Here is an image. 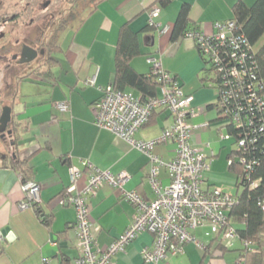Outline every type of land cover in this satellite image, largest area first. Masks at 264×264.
Returning a JSON list of instances; mask_svg holds the SVG:
<instances>
[{
  "label": "crops",
  "instance_id": "crops-1",
  "mask_svg": "<svg viewBox=\"0 0 264 264\" xmlns=\"http://www.w3.org/2000/svg\"><path fill=\"white\" fill-rule=\"evenodd\" d=\"M237 1L171 0L161 6L159 0H94L93 7L76 22L74 30L59 35L60 49L53 53L55 62L50 67H28L27 73L22 74L25 76L16 81L7 104L11 108V120L0 132V264H73L80 254L75 237L76 214L73 206L60 201L71 185V166L81 171L74 183L77 190L87 181L89 169L84 163L89 162L112 173L127 172L129 176L123 185L126 190H135L147 200L155 198L149 181L153 164L150 157L94 123V103L101 94L99 87L112 82L115 52L124 25L136 36L140 50L130 60L133 69L147 74L151 70L147 57L158 58L162 69L174 75L184 92L193 96L192 104L199 110L195 117L188 118L189 123L198 125L192 132L191 144L207 155L213 153L202 188L210 190L219 186L237 194V177L228 165L225 169L228 140L232 144L231 137L223 136L228 133V121L215 105L217 91L207 76V67L192 39L170 38L182 4L189 6L188 28L210 32L215 22L234 17L233 6ZM242 1L248 6L255 2ZM154 5L160 7L154 18L158 25L149 29V10ZM164 26L168 29L161 32ZM94 75L96 85L83 83ZM127 91L139 97L136 91ZM157 91L159 94V88ZM204 122L207 125L201 126ZM172 123L168 110L156 109L136 137L156 139ZM175 149L174 141H166L156 144L152 153L167 162L173 158ZM19 161L25 170L18 167ZM23 172L40 186L38 211L34 207H19L23 199ZM158 179L162 186L169 183L163 166ZM89 206L91 231L102 248L124 231L135 212L134 206L122 197L121 190L106 182L90 196ZM243 225L234 222L235 227ZM6 227L14 235L11 241L2 234ZM207 229L197 228L193 233L202 244L210 245L208 253L186 243L181 253L168 255L167 264H231L229 254L220 252L221 248L214 249L216 243L212 242V235H205ZM51 234L57 236L62 247L55 256L44 258L41 249ZM152 239L149 231L140 232L124 251L111 257L110 264H149L141 250L150 246ZM229 242L231 248L241 246L236 237L225 240Z\"/></svg>",
  "mask_w": 264,
  "mask_h": 264
},
{
  "label": "built area",
  "instance_id": "built-area-1",
  "mask_svg": "<svg viewBox=\"0 0 264 264\" xmlns=\"http://www.w3.org/2000/svg\"><path fill=\"white\" fill-rule=\"evenodd\" d=\"M159 10L160 7L155 5L149 10L150 24H156L154 18ZM167 29L164 26L161 32ZM185 37L193 40L209 67L216 85V107L237 131L234 137L236 155L240 154V164L248 173L256 163L247 156L249 146L254 145L260 134L264 136V77L256 73L255 47L233 19L215 22L210 32L188 30ZM147 61L151 65L150 74L155 75L159 83V94L141 101L130 91L115 89L111 84L101 86L100 97L94 103V123L150 157L153 164L149 181L155 198L147 200L135 190H126L123 185L129 176L127 172L112 173L89 162L84 163L89 169L87 181L77 190L74 183L81 171L71 166V185L61 195L60 201L73 206L76 214L75 237L80 254L73 264H110L111 257L124 251L126 245L142 231L153 235L151 245L141 250L144 261L149 264H167L168 255L181 253L186 243L205 249L193 233L197 228L207 227L205 235L220 234L226 240L235 236L228 211L237 201L236 194L219 186L210 190L202 188L204 172L210 167L213 153L207 155L191 144L192 132L198 125L189 123L188 118L195 117L199 110L192 104L193 96L184 92L174 75L162 69L158 58L148 56ZM83 83L96 85V76L85 78ZM160 108L169 111L173 123L165 127L156 139L137 138L138 130ZM206 125L201 123V126ZM223 136L229 138L233 135ZM166 141H174L176 149L173 158L164 162L153 155L152 148ZM162 166L169 177L166 186H162L158 179ZM103 182L118 187L122 197L134 206L135 212L124 231L102 248L91 231L89 198ZM253 185L255 181L251 182ZM21 188L23 199L19 203L20 208L33 207L38 203L40 186L36 181L23 179ZM262 208L264 210V204ZM235 264H243V258L236 257Z\"/></svg>",
  "mask_w": 264,
  "mask_h": 264
},
{
  "label": "trees",
  "instance_id": "trees-1",
  "mask_svg": "<svg viewBox=\"0 0 264 264\" xmlns=\"http://www.w3.org/2000/svg\"><path fill=\"white\" fill-rule=\"evenodd\" d=\"M171 0H159V4L164 6ZM234 17L240 31H242L250 43L255 47V56L257 61V75L264 77V0H255L252 5H246L242 0H238L234 6ZM188 12L189 6L182 4L177 14L174 26L171 32V40H176L180 37H185L188 30ZM153 24H148L147 28H153ZM50 54L60 49L54 42L50 45ZM140 54L136 36L129 30L127 25L122 26L119 34V40L115 52V67L113 79L110 83L113 88L127 91L132 89L139 94L141 101L157 95L159 83L155 75H151L150 71L147 74L138 73L133 69L130 60ZM203 59V58H202ZM204 61V59H203ZM55 62V58L49 56L45 67H50ZM205 63V61H204ZM206 65V63H205ZM207 67V66H206ZM208 70V68H207ZM50 72V68L46 70ZM25 75H13L14 82L8 84L7 88L15 89L16 81L23 78ZM213 80V79H212ZM211 85L216 89L215 83ZM216 105V103H215ZM223 117V116H222ZM228 121L225 117H223ZM231 136L232 144H235L234 137L237 131L233 125L228 122V133ZM235 147V146H234ZM248 157L255 160L253 168L247 173L244 166L240 164L239 155H236V148L230 150L227 159L231 160L228 163L229 170L234 173L236 179L237 201L228 211V219L232 225L235 236L240 240L241 246L231 248V244L225 243L220 234L212 235V242L215 244V250L243 258V264H264V136L260 134L254 145H250L247 151ZM14 159V158H13ZM15 160V159H14ZM17 162V161H15ZM18 167L23 171V162L17 163ZM25 180L29 179L24 173ZM241 178V180H240ZM255 181V185L251 186V182ZM37 211V204L33 206ZM45 222V218L42 217ZM234 222H243V227H235ZM231 241V240H229ZM211 242V243H212ZM204 253H208L210 245H204Z\"/></svg>",
  "mask_w": 264,
  "mask_h": 264
},
{
  "label": "flooded vegetation",
  "instance_id": "flooded-vegetation-1",
  "mask_svg": "<svg viewBox=\"0 0 264 264\" xmlns=\"http://www.w3.org/2000/svg\"><path fill=\"white\" fill-rule=\"evenodd\" d=\"M93 3L94 0H33L23 4L20 11H16L13 5V11L8 14L0 1V61L10 68L11 75H16L19 70L14 73L13 67L46 66L48 57H53L49 52L50 45L55 42L60 46L59 35L72 32L76 22L91 10ZM25 47L36 50L37 55L29 62L20 63L21 57L29 55L26 52L22 56Z\"/></svg>",
  "mask_w": 264,
  "mask_h": 264
},
{
  "label": "rangeland",
  "instance_id": "rangeland-1",
  "mask_svg": "<svg viewBox=\"0 0 264 264\" xmlns=\"http://www.w3.org/2000/svg\"><path fill=\"white\" fill-rule=\"evenodd\" d=\"M0 1H3V8L4 9V12L10 14L11 11H13L12 6L14 5L15 6V9L16 11H20L21 7L23 4H25L27 1L29 2H33V0H0ZM9 9V10H8ZM4 30H7V28H5ZM2 42H0V45H1ZM10 56V54H7ZM207 68L209 69V67L207 66ZM9 67L6 66L3 61H0V111L2 109V107L4 105H7L9 104L10 100H11V93H12V90H10L9 88H7L8 84L11 83V82H14V77L13 75H11V73H9ZM17 69H19L18 71H16ZM28 68H15L13 67V70H14V73L15 71L17 73H15L16 75H22L23 73H27V70ZM11 72V71H10ZM207 76L209 77L211 83H212V74L209 70H207ZM227 152L230 151L231 149L234 150L235 147L233 144H231V141L228 140L227 142ZM225 153L222 154V157L224 156L225 157ZM225 160H226V164H225V169L227 168V165H228V159H226L225 157ZM228 191V190H227ZM226 191V192H227ZM228 193H230L228 191ZM231 257L228 256V258H230L231 260L229 262H231V264H234V255H232L231 253H228Z\"/></svg>",
  "mask_w": 264,
  "mask_h": 264
},
{
  "label": "water",
  "instance_id": "water-1",
  "mask_svg": "<svg viewBox=\"0 0 264 264\" xmlns=\"http://www.w3.org/2000/svg\"><path fill=\"white\" fill-rule=\"evenodd\" d=\"M26 52L27 53L29 52L28 57H26V58L21 57L20 61H19L20 63L29 62V61L33 60L35 58V56L37 55L36 50H34L30 47H25L23 49L22 56H23V54H27ZM10 120H11V108L9 106L5 105L2 108L1 115H0V132H3L6 129ZM2 234L9 241L14 239V235L8 227H6L5 229L2 230ZM60 247H62V243L57 242V236L54 234H51L49 241L46 244H44L42 249H41L42 250V256L44 258H51V257L56 255L57 250Z\"/></svg>",
  "mask_w": 264,
  "mask_h": 264
}]
</instances>
